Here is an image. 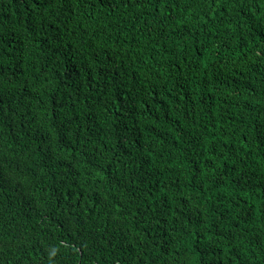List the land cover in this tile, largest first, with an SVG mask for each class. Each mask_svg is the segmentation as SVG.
<instances>
[{"label":"trees","instance_id":"trees-1","mask_svg":"<svg viewBox=\"0 0 264 264\" xmlns=\"http://www.w3.org/2000/svg\"><path fill=\"white\" fill-rule=\"evenodd\" d=\"M0 264H264V0H0Z\"/></svg>","mask_w":264,"mask_h":264}]
</instances>
